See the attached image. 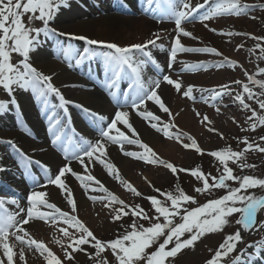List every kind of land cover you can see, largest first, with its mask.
<instances>
[{"label": "snow or ice", "instance_id": "snow-or-ice-1", "mask_svg": "<svg viewBox=\"0 0 264 264\" xmlns=\"http://www.w3.org/2000/svg\"><path fill=\"white\" fill-rule=\"evenodd\" d=\"M92 2L99 8L96 0ZM116 3L122 10L131 9L127 0H116ZM209 3L210 0H203L202 3L197 2L194 5L192 0H166L165 17L174 22L176 33L170 41V48L167 49L168 69L173 68L180 54L186 53L214 54L223 58L215 62L182 60L180 63L183 65L182 71L185 72L207 69L210 65L215 68L238 65L237 61L223 56L216 47L186 46L182 42L183 38L192 40L199 38L186 30L183 24L192 20L203 23L226 14L246 15L254 8L264 10V3L249 4L245 0H217L206 12L201 13L200 10ZM137 6L145 13L154 14L158 12L160 0H142V2L137 0ZM70 7L71 0H0V88L9 97V99H0V114L14 109L18 116L22 115L14 93L17 89L30 91L34 102L39 104L41 114L46 118V131L50 135V144L61 148L65 160L53 174L47 164L26 153L14 139H0V144L8 145L16 154V169L32 184V190L26 196V208L20 207L15 197H0V250L3 253L0 264H20V262L26 264V251L39 253L46 264H65V261H74L77 252H85L93 264H170V260H174L183 250L194 247L205 235L223 231L231 223L230 218L233 215L238 217L234 221L237 225L236 230L224 236L205 264H223L226 258H230L228 264H264V238L246 243L244 248H238L239 244L244 243V233L264 230V221L257 222L259 212L264 210V195L257 196L249 192V189L257 187L264 189V178L254 175H235L233 167L229 166V162H232L241 171L254 168L253 164L246 162L245 153L249 151L264 153V136L259 137V142L251 141L248 136L242 137L241 142L244 145L242 150H233L227 146L210 151L208 154L221 166L217 169L218 175L213 176L211 173L205 174L199 166L190 169L178 168L172 162L162 159L148 143L142 140L140 133L131 122V114L135 113L157 133L169 139L175 138L185 149H194L198 154H203L204 150L199 147L194 137L184 133L190 143H183L181 133L172 131L175 125L171 121H163L161 116L151 111L147 105L151 102L159 112L172 117L170 108L160 93L163 84L172 86L178 93H182L183 97L192 100L196 99L193 95L194 91L199 92L201 100L205 103L210 101L215 103L225 95L232 96L230 85L222 84L205 88L189 84L185 89L180 78L173 79L172 75L163 71L162 65L153 54L152 49L166 50V45L158 42L162 39L159 32L153 33L152 38L143 43L120 46L52 26L61 10ZM81 7L86 6L81 5ZM154 18L158 23L162 20L158 15ZM205 27L207 28L208 25L205 24ZM219 34L251 36L257 41L254 47L260 50L259 58L264 59V46L261 44L264 36L231 31L224 33L222 30H219ZM72 41L83 42L82 50L75 47ZM46 46L49 50L54 47L56 54L67 63L69 68H80L87 64L88 69L82 74L89 80H93L95 75L94 64L99 63L101 76L96 79V83L106 90L107 95L117 105L111 118L98 113L83 102L68 99L62 90L77 86L89 89V85L67 83L57 86L54 82L57 73L46 74L34 65L33 54L37 58H43L45 55L43 49ZM240 47L242 45L237 46L238 49ZM249 51L252 52L254 49ZM13 54L20 59L13 62ZM149 65L154 67L156 75H147L146 68ZM257 71L259 74H264V67H259ZM245 76L247 82L240 80L232 82L240 85L242 89L236 92L234 100L242 106V109L251 113L246 119L249 128H242V131H254L258 126H264V79H257L256 74L248 72H245ZM122 83H126V87L121 88ZM254 87H258L260 91H254ZM52 97L55 98V102ZM246 100L254 101L259 111L252 108ZM69 105L84 114L98 132L97 139L93 141L86 138L72 125ZM215 111L219 114L221 108L217 106ZM196 115L201 114L197 111ZM232 119L233 122L238 123L234 117ZM201 123L207 126L212 121L207 114H204ZM120 126H123V130ZM209 130L215 131L214 128ZM23 131L28 133L29 129L25 127ZM220 135L223 138V134ZM110 145L118 146L124 156L150 165H162L174 176L180 172L190 174L202 185L193 188L196 194L210 193L215 189H223L225 194L198 204L196 196L188 194L179 185H176L174 190L162 191L148 181L149 186L164 198L162 200L157 195L145 197L156 213L154 216H149L141 205L126 203L92 174L90 165L98 162L109 176H113L123 185L125 190L137 197L142 196L131 182L120 175L116 164L108 158L107 150ZM125 145H136L141 151L125 150ZM2 159L3 156H0V161ZM72 162L79 163L82 171H75L71 167ZM33 166L39 168L45 177L43 184L34 174ZM11 170L9 166L0 163V173ZM69 174L79 182L86 195L89 191L105 193L103 196H88V199L107 201L104 207L109 209L112 222H120L122 217L129 215L132 217V222L127 225L124 232L117 233L109 240L100 239L94 234L76 215L77 201L66 179ZM228 181L236 182L238 186L233 187ZM49 185L56 186L60 190L69 210H63L56 203L50 202L49 193L40 190L47 189ZM188 204L198 206L188 208ZM7 205L16 206L18 211L9 210ZM176 217H179V223L175 222ZM138 220L149 221V226L138 223ZM36 221L50 222L53 227L58 224L64 225L59 227L58 231L62 234L66 245L61 240L56 241L63 248L64 260L47 247L44 241L34 239L30 235L26 226ZM186 234L187 238H185ZM12 237L14 242L10 244L9 240ZM85 245H89L94 251L87 253ZM108 251L111 252L112 260L105 255ZM14 256H18V260L14 261Z\"/></svg>", "mask_w": 264, "mask_h": 264}, {"label": "rangeland", "instance_id": "rangeland-1", "mask_svg": "<svg viewBox=\"0 0 264 264\" xmlns=\"http://www.w3.org/2000/svg\"><path fill=\"white\" fill-rule=\"evenodd\" d=\"M202 1L203 0H192V3L194 5L197 2L202 3ZM216 2L217 0H211L210 4L200 12H206L208 8L213 6ZM245 2L264 3V0H245ZM165 4L166 0H162V5L164 7ZM99 5H104L101 0L99 2ZM72 7L74 9L76 8L75 6ZM148 15L151 14L145 12L134 14L133 12V15H125L124 13H122L121 16L123 17V20L120 26L111 29L105 28V31L103 32L94 30L87 36L91 39H97L105 42L116 43L120 46H126L133 43H143L145 40L152 38L153 33L159 32L162 39L158 42L164 43L166 45V50L161 51L159 49H152V51L158 62L162 65V67H164L165 63H163V60L165 62L167 60V49L170 48V41L172 37L176 35L174 31V22L168 21L165 24L162 22L158 23L156 19H153V17H149ZM134 16H138V18H141L138 19L139 23L136 24L131 22ZM251 17L256 18L253 19ZM24 19L25 21H27V17H25ZM142 19H147L150 22H148V25H146ZM153 22H156L154 23L155 26H152ZM205 24L208 25L207 28L205 27ZM56 25H58L57 22H55V25L53 26L59 28ZM148 26L152 27L149 28ZM183 27L186 30L191 31L193 35L198 37V40H200L201 42L199 43L198 40H192L191 38L185 37L182 39V42L186 44V46L216 47L218 51L223 54V56H227L230 59L237 61L238 65L232 67L225 65L221 68H215L210 65L207 69H200L195 72H185L178 70L182 66V64L180 63V61L182 60H187L189 62H215L223 58L217 57L214 54L186 53L180 54L178 56L177 62L174 64V69L172 71H167L166 73L172 75L173 79L178 78V76L182 74L196 75L185 81L182 80L185 89L189 84L196 87L205 88L219 86L222 84H229L230 88L232 89V96L225 95L215 103L211 101L209 103H205L203 100H201V93L199 92L194 91L193 95L196 97V99L192 100L183 97L182 93H178L172 86L163 84L166 85L169 95L172 98L170 104H167V102L166 104L170 108V111L176 112V115L169 117L167 114L159 112L158 108L151 102H149V106H153L156 109V112L161 116L163 121L168 120L167 122L171 121V123L175 125L172 131L181 133V140L183 141V143H190L187 136L183 135L184 133H187L195 138L199 147L203 149L204 152L203 154H198L194 149H185L182 146V143L178 142L175 138H166L161 133H157L153 129L150 131L156 135L157 142L166 146L168 145L167 143H170V145L173 146L175 150L174 153L172 155H166L168 156L167 158H171L172 160L162 157V154L157 149L158 144L156 146H154L153 143L148 144L159 155V157L172 162L178 168L183 167L186 169H190L194 166H199L205 174L211 173V175L216 176L218 175L217 169L221 166L219 165L218 161H216L208 154L210 151L218 150L222 147L227 146H230L233 150H242L244 148V145L241 142L242 137L248 136L251 141L259 142V137L264 136V126H258L254 131H242V128H249V125L246 123V119L247 116H249L251 113L248 110L242 109V106L234 100L236 92H239L242 89L240 85L232 83L236 80L247 82L245 72L256 74L257 79H264V74H259L257 71L259 67H264V59L259 58L260 50L255 49L254 47L257 41L252 39L249 35H221L219 34V30H222L224 33H228L231 31L236 33H249L254 36H264V10L254 8L249 10L246 15L236 16L226 14L220 17H215L203 23L199 22V20H192L189 22H185L183 24ZM211 29H217L218 31L213 32ZM164 37L167 38L164 39ZM261 44L262 46H264V41H261ZM238 45H242V47L238 49ZM250 49H254V51L250 52ZM12 59L13 62H16L20 58L16 54H13ZM55 61L59 62L60 60ZM79 78L81 80H84L82 77ZM207 84H209V86ZM254 91L259 92L260 89L258 87H254ZM75 92L77 93V91ZM78 92L80 93L79 90ZM0 99H7L5 96V91L2 88H0ZM246 102L250 103L252 108H255L259 111L258 105L254 101L246 100ZM173 103L175 105L174 107ZM217 106L221 108V112L219 114L215 111V107ZM31 110H34V108H32ZM197 111L201 114L200 116L196 115ZM181 114H184L185 116L182 119H179ZM204 114H207L209 119L212 121L210 125L206 126L204 123H201L202 116ZM6 117L7 116H3L0 118L6 119ZM233 117L238 123L233 122ZM10 119L11 118L7 117L6 120ZM139 120L146 124V122L140 117ZM175 121H182L184 123V128H178V122L176 123ZM120 127L123 130V126ZM210 128H214L215 131H210ZM192 130H196L197 133H193ZM221 133L223 134V138H221ZM1 135L3 136V134ZM35 145L39 147L37 144ZM125 150L141 151V149H139V147L136 145H125ZM107 151L108 158L116 164L120 171V175L125 180L131 182V184L134 185L140 193H142V196L137 197L133 193L125 190L123 185H121L113 176H109L107 174V171L101 164H96L97 169L99 170L98 175L101 176L103 174L104 176L102 179V183L118 197L125 200L126 203L141 205L147 211L149 216H154L156 215V213L154 212V209H152L150 202L145 197L150 195H157L162 200L164 198L159 196V194L155 192L153 187L149 186L148 181H151L152 185H154L155 188H159L162 191L174 190V187L176 185H179L188 194L195 195L198 204H203L208 199L217 198L225 194V190L223 189H215L210 193L205 194H196L193 192V188L195 186H202L201 182L196 181L188 173L180 172L177 176H174L162 165L147 164L143 161L124 156L119 152V150L115 149L113 151L114 156H119V158L123 159L122 161H126V164L120 165L119 163L114 161V158L111 155H109V151L112 152V150L108 149ZM245 160L247 163L253 164L254 168L241 171V169L237 167V165L229 162V166L233 167L235 175H254L258 178H264V153H259L258 151L246 152ZM61 163L62 162H59L57 165H60ZM77 171L81 172L82 168L77 166ZM68 177H70L72 180V187H77L79 182L70 174L68 175ZM145 177H147V180H145ZM228 183L233 187L238 186V183L236 182L228 181ZM83 192L84 190L79 191L81 198L87 204L85 206V209L88 210V217H85L82 214V210L78 205L76 215H78V217L86 223V225L94 232V234L98 238L103 240L112 239L117 233L124 232L127 225L132 222V217L130 215L127 217H122V220L120 222H112L109 215V209L104 207L107 201H92L88 199V196H103L105 195V193L99 191H89L88 195L85 196ZM249 192L257 196L264 195V189H261L259 187L255 189H249ZM24 204L27 205V203ZM57 206L61 207L63 210H69L66 201L63 198L61 202L57 203ZM196 206L198 205H187L188 208H193ZM88 207L90 209H88ZM237 218V215H233L230 218L231 223L229 224V226H226L223 231L205 235L198 242H196L194 247L183 250L174 260H170V264H205V262L214 254L215 249L218 247L219 243L222 242L224 236L236 230L237 225H235L234 221ZM257 220L259 222L264 221V210H261L259 212ZM137 222L144 224V226H149L150 223L149 221L143 220H138ZM175 222H180L179 217L175 218ZM30 223L26 226V229L28 230L30 235L34 239L44 241L47 247H49L61 260H64L63 248L60 244L56 243L57 240H61L62 243L66 245V241L62 239V234L58 231V228L64 227V225L58 224L56 227H53L50 222L45 223L43 221H36L34 225H30ZM35 229H38L40 235H37L34 232ZM243 235L244 241L253 239L257 240L260 237L264 238V230L251 231L250 233H244ZM185 238H187V234L185 235ZM13 242L14 237L10 238L9 240L10 244H12ZM84 247L86 248L87 253H92L94 251V249H92L89 245H85ZM241 247L244 248L245 245H243L242 243L239 244L238 248ZM18 250L19 249L17 248L16 251L18 252ZM105 255H107L109 260L113 259L110 251L106 252ZM25 256L28 258V260H30V264H46L44 258L35 251H26ZM0 258H3L2 250H0ZM40 259L41 262H39ZM15 260H18V256H14V261ZM229 260L230 258H226L223 264H228ZM20 264L25 263L20 262ZM65 264H93V262L88 258L85 252H77L75 253V260L71 262L65 261Z\"/></svg>", "mask_w": 264, "mask_h": 264}, {"label": "bare ground", "instance_id": "bare-ground-1", "mask_svg": "<svg viewBox=\"0 0 264 264\" xmlns=\"http://www.w3.org/2000/svg\"><path fill=\"white\" fill-rule=\"evenodd\" d=\"M128 1L127 2L131 5V9L135 11L136 14H139L140 12H142V9H140L137 6V0H128ZM81 2H82V5H85L86 7H76L75 8L76 10H75L72 7L74 5L71 4L70 9L64 8L61 10L59 16L57 17L55 21L58 23V25L56 26H58L60 30L74 32L76 34L88 35L90 32L94 30L98 32H103L105 31V28L111 29V28L120 26L123 20V17L121 16V14L125 13V11L120 9V5L116 3V0H102L104 5L103 6L99 5V8L95 6L92 0H81ZM96 3L99 4V0H96ZM86 8H87V11H85ZM138 16H134L131 22L136 23V24L139 23L138 19H141V18L140 17L138 18ZM142 20L145 22L146 25H148V22H150L147 19H142ZM152 26H155V24L153 23ZM152 26H148V27L150 28ZM77 44L80 45L78 42ZM43 51L45 53L43 58H37V56L33 54L32 59H33L34 65L40 68L41 70H43L46 74L53 73V72L57 73L56 77L54 78V82L57 84V86H62L63 84H67V83H76L77 85H89L90 86L89 89H86L81 86H77L75 88L62 89L64 93H66L67 97H69V99L76 100L78 102H83L86 106L90 107L91 109L97 112L99 111L100 114H103L109 118L113 116L112 114H114L116 108L109 107L108 105H109V100H111L112 103H115V101L110 96L107 95L106 90L102 86H101L102 92H100L94 81L89 80V83H88L87 81L81 80L79 77H77L76 73H71V70H69L67 67L61 65L59 62H56L55 60H59L60 56L56 54V49L54 47L49 50V47L46 46L43 49ZM94 69H95V74L100 73L101 75L99 63L94 64ZM162 69L165 71L167 70L166 67H163ZM194 76L196 75L182 74L178 76V78L185 81ZM207 85L209 86V84ZM122 86L126 87V83H122ZM77 90H81L80 93L79 92L76 93L75 91ZM16 93H17V99H18L20 108L24 109L28 118H30L31 120L35 119L31 113V104L28 98L29 92L21 90V89H17ZM160 93L163 99L165 100V102H167V104L168 103L170 104V102L172 101V98L169 95L166 85H162L160 89ZM147 106L151 111L157 113L156 109L153 106H149V103ZM174 106L175 105L173 103V107ZM75 110L79 111V109L77 108H75ZM171 113H172V116L176 115L175 111H171ZM77 115L79 117L78 119H83L84 121L87 122V126L90 127L91 124L87 121L85 116H82L84 115L82 114V112L78 113ZM184 116H185L184 114H181L179 119H182ZM1 121H2V124H1ZM1 121H0V125H1L0 133L3 134V136L0 134V139H9V138L14 139L16 143L19 144L25 150L26 153H30L34 157H39L42 160H44L45 164H47L50 167L51 172L55 174L58 167H60L63 164V162L47 146L42 147L45 145V142H44L45 139H43L44 135L39 136L40 141L39 143H37V145L39 146L37 148L35 143L32 144L33 141L31 138L27 137L24 133L16 132L15 129H10L8 122L6 121L4 122V120H1ZM131 122L133 123L134 127L140 133L141 138L144 142L153 143L154 146L158 144L157 149L162 154V157L167 158L168 156L166 155H172L174 153L175 150L173 146L170 145V143H167L168 145L166 146L164 144L157 142L156 135L150 131L152 129H150L144 122L139 120L135 113L131 114ZM175 122L176 123L178 122V125H177L178 128H184V123L182 121L180 122L175 121ZM35 123L37 124V122ZM3 127H6L7 129H4ZM192 131L195 134L197 133L196 130H192ZM91 136L92 137H89V139H92L93 141L97 139V137H95L93 134H91ZM5 147H6V144H0V156H3V159L2 161H0V163L9 166L12 169L13 168L12 163L16 162L17 157L14 152H10L7 154ZM116 148L118 147H115L114 145H110L108 149L112 150V152L109 151L110 153L109 155H111L114 158V161L119 163L120 165L126 164V161H122L123 160L122 158H119V156H116V155L114 156L113 151ZM5 159H10L11 161H7ZM167 159L172 160L171 158H167ZM59 162H62V163L60 165H57ZM96 164H99V163L97 162V163H93L92 165H90V170L92 171V174L98 177L99 180L102 182V179L104 176L103 174L101 176L98 175L99 170L97 169ZM73 166L81 167L79 163L73 164ZM66 179H67L68 185L74 191L77 205L80 206L79 208L82 210V214L85 217H88V210L85 209V206L87 204L81 198L80 193H79V191H82L83 189L80 187L79 184L77 185V187L76 186L72 187V180L68 176ZM40 190H45L49 193L50 202H54L57 204L62 201L63 197L60 194V190L56 186L49 185L47 189L42 188ZM28 192H29V189L24 188V193L27 194ZM83 194L87 196L85 194V191L83 192ZM7 207L11 210L16 209V207H13L12 205H7ZM88 209L90 208L88 207ZM31 224L34 225V223L32 222L30 223V225ZM38 229H35L34 232L37 235H40V232L38 231ZM25 259H26V264H30V260H28L26 256H25ZM39 262H41V259L39 260Z\"/></svg>", "mask_w": 264, "mask_h": 264}]
</instances>
